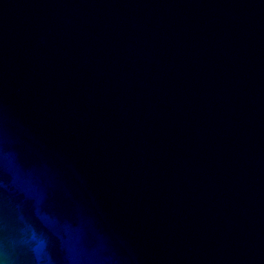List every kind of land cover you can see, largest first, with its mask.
<instances>
[{
	"label": "water",
	"instance_id": "1",
	"mask_svg": "<svg viewBox=\"0 0 264 264\" xmlns=\"http://www.w3.org/2000/svg\"><path fill=\"white\" fill-rule=\"evenodd\" d=\"M0 264H264V0H0Z\"/></svg>",
	"mask_w": 264,
	"mask_h": 264
}]
</instances>
